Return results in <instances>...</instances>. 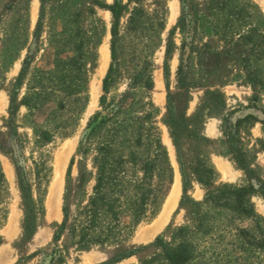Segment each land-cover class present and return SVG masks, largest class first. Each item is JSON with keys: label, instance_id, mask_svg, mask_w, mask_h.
<instances>
[{"label": "rangeland", "instance_id": "obj_1", "mask_svg": "<svg viewBox=\"0 0 264 264\" xmlns=\"http://www.w3.org/2000/svg\"><path fill=\"white\" fill-rule=\"evenodd\" d=\"M0 167V264H264V0H0Z\"/></svg>", "mask_w": 264, "mask_h": 264}, {"label": "trees", "instance_id": "obj_2", "mask_svg": "<svg viewBox=\"0 0 264 264\" xmlns=\"http://www.w3.org/2000/svg\"><path fill=\"white\" fill-rule=\"evenodd\" d=\"M111 10L116 19L114 33L117 34V26H118L119 19L121 16V11L119 10L118 3L112 6ZM114 57H115V49H114ZM112 76H113V67L111 69V72L108 74L106 81H108L109 78H112ZM204 171L209 174V178H212V170L210 168H205ZM2 178H3V171L0 167V181L2 180ZM166 254H167L168 260L173 264H184L191 259L190 251L186 247H180L174 250H167Z\"/></svg>", "mask_w": 264, "mask_h": 264}, {"label": "bare ground", "instance_id": "obj_3", "mask_svg": "<svg viewBox=\"0 0 264 264\" xmlns=\"http://www.w3.org/2000/svg\"><path fill=\"white\" fill-rule=\"evenodd\" d=\"M107 53V52H106ZM105 57H106V60L108 59V54L107 55H105ZM104 67H105V63L103 62L102 63V66H101V69H102V71H103V69H104ZM96 84H95V82H94V87H93V93H95L96 92ZM59 162V161H58ZM63 169V167L61 168V170ZM62 172V171H61ZM58 177V176H57ZM60 177V176H59ZM233 177V176H232ZM60 179V178H59ZM61 180H62V178H61ZM59 182V181H58ZM57 182V183H58ZM60 183V182H59ZM60 188V187H59ZM180 181H179V178H177V181H176V183H175V186H174V189H173V192H172V194H171V196H170V199H169V201H168V203H167V205H166V208H165V210H164V212H163V214H162V216H161V221H162V219H166V218H168V215L171 213V211L172 210H174L173 208H175L174 206H175V204H176V202L178 201V197H179V194H180ZM56 190V189H55ZM53 201V200H52ZM54 202V201H53ZM157 224H156V226H154V229H157ZM150 234V233H149ZM89 260H92V258L90 257L89 258Z\"/></svg>", "mask_w": 264, "mask_h": 264}]
</instances>
